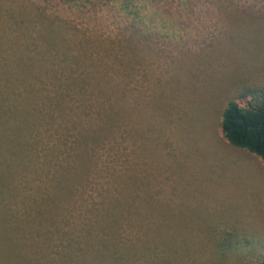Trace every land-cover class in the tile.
I'll return each instance as SVG.
<instances>
[{
  "label": "rangeland",
  "instance_id": "1",
  "mask_svg": "<svg viewBox=\"0 0 264 264\" xmlns=\"http://www.w3.org/2000/svg\"><path fill=\"white\" fill-rule=\"evenodd\" d=\"M44 57L48 69L127 72L133 129L108 127L56 224L32 220L75 167L76 137L105 128L107 105L60 102L62 90L33 81ZM232 100L264 101V0H0V119L28 141L6 156L0 255L87 264L98 231L85 227L104 199L120 218L109 264H263L264 159L224 138Z\"/></svg>",
  "mask_w": 264,
  "mask_h": 264
},
{
  "label": "trees",
  "instance_id": "2",
  "mask_svg": "<svg viewBox=\"0 0 264 264\" xmlns=\"http://www.w3.org/2000/svg\"><path fill=\"white\" fill-rule=\"evenodd\" d=\"M50 60L51 57L33 59V64L41 63L36 69H33L35 73L34 82H47L62 90L60 95L62 101L60 102H65L67 99L79 101L84 98L90 100L88 96L91 95L99 99V101H96L98 105L104 104L107 107L99 108L100 110L98 111V115L105 123V128L102 132L80 133L76 137L69 155V160L72 159V161L76 162L75 167L67 166L64 169L60 174L63 177L58 180L57 188L53 193H48V198L43 201L45 203L42 207V216H35L32 220L33 223L39 222L40 224L46 222L48 224H56V217L60 212L58 202L63 198L65 203H69L75 195L73 193L76 190V186L84 182L80 181L81 178H84V180L90 178L96 162L94 151L96 152L100 145L103 144L104 139L110 136L108 130L110 125H114L113 127L117 130L126 127L131 128L130 130L133 132L132 126L130 127L131 121L127 118V105L130 102L129 74L127 72L73 71L66 67L48 69L46 66ZM54 61L55 59L51 63ZM38 118L43 119V116H37L35 121ZM6 124L0 119V158L1 164H3L0 169V195L5 194V192L8 193L10 189V187L7 188L9 179L13 178L12 173H14L13 169H15L13 164L6 159V156L8 155V158L12 160L11 154L14 156L23 154L19 150L11 151L13 148H25L28 145L25 136H20L18 133V136L14 137V133H10V130L14 129V127H5ZM221 128L224 138L232 146L247 150L264 159V101L245 107L235 100L230 101L223 111ZM79 149L82 150L81 153H78ZM63 183L65 185L62 188ZM100 206L101 208L95 222L85 227L86 231L89 232H92V229L98 231L96 239L87 238V241H85V248L88 249L87 251H91L89 252L90 256H87L83 261L87 264H109L108 261L112 262L110 259L115 258L116 224L120 218L115 216L113 203L103 199L100 202ZM7 223H9V220L3 222L0 215L1 234L8 227ZM11 227L17 230L16 228L20 227V225H11ZM0 239H2V235H0ZM0 264H10V262L3 256L0 257Z\"/></svg>",
  "mask_w": 264,
  "mask_h": 264
}]
</instances>
